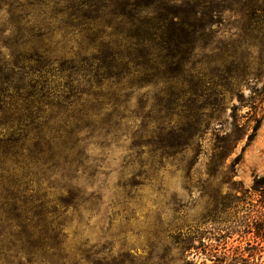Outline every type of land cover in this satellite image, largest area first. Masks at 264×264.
I'll return each mask as SVG.
<instances>
[{
    "label": "trees",
    "instance_id": "16d2710c",
    "mask_svg": "<svg viewBox=\"0 0 264 264\" xmlns=\"http://www.w3.org/2000/svg\"><path fill=\"white\" fill-rule=\"evenodd\" d=\"M227 23L234 33L224 38ZM261 78L264 0H0V264L69 262L67 216L95 212L99 202L78 184L101 173L94 149L129 140L130 185L148 179L145 154L178 157L190 182L201 154L210 171L224 169L240 133L219 138L217 127V144L202 150L201 141L233 96L237 120L245 106L239 89ZM190 151L195 158L185 159ZM239 158L229 163L233 175ZM252 190L264 202V175ZM199 224L208 232L221 221L208 216ZM189 234L174 239L177 260L192 249L200 255ZM210 257L262 264L256 251L247 260L240 248Z\"/></svg>",
    "mask_w": 264,
    "mask_h": 264
},
{
    "label": "rangeland",
    "instance_id": "374dc122",
    "mask_svg": "<svg viewBox=\"0 0 264 264\" xmlns=\"http://www.w3.org/2000/svg\"><path fill=\"white\" fill-rule=\"evenodd\" d=\"M230 23L221 28V37L228 38L234 33ZM263 83L261 78L239 89L245 106L240 107L236 121L231 118V109L240 103L235 96L226 101L224 110L201 141L202 150L218 143L214 136L217 127L219 138L236 130L240 140L224 161V169L210 171L206 166L208 160L199 155L192 182L184 179L178 157L160 159L145 154L142 160L146 168L151 165L148 179L138 176L130 185L126 176L129 170L123 168L130 141L123 140L105 151L94 149L93 158L99 160L101 173L91 183L82 177L78 184L88 193L95 191L99 202L95 212L86 211L81 217L76 213L67 216L64 231L68 237L63 249L69 257L66 264H214L210 255L221 257L224 251L237 248L244 251L247 260L249 252L256 251L257 261L264 264V241L254 237V232L264 237V220L259 218L264 202L252 190L255 178L264 175V96L258 95ZM251 99H260L252 110ZM261 116L260 127L254 132ZM238 155L240 160L233 175L228 166ZM193 157L195 153L190 151L185 159ZM134 170L139 168L135 166ZM208 216L220 220L221 225H211L207 232L199 223ZM245 218L246 223L242 221ZM189 229L194 234H189ZM180 231L195 240L193 244L200 255L195 256L196 250L192 249L185 253L184 261L177 260L178 252L173 245ZM188 237L183 235L181 239L186 242ZM84 242L87 246L80 252L78 248ZM6 264L31 263L12 260Z\"/></svg>",
    "mask_w": 264,
    "mask_h": 264
}]
</instances>
